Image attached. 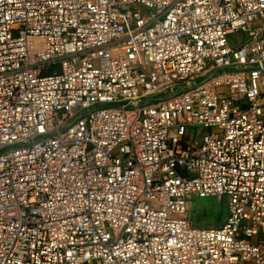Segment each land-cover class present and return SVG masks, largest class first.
I'll return each instance as SVG.
<instances>
[{
  "label": "built area",
  "instance_id": "obj_1",
  "mask_svg": "<svg viewBox=\"0 0 264 264\" xmlns=\"http://www.w3.org/2000/svg\"><path fill=\"white\" fill-rule=\"evenodd\" d=\"M0 264H264V0H0Z\"/></svg>",
  "mask_w": 264,
  "mask_h": 264
},
{
  "label": "rangeland",
  "instance_id": "obj_2",
  "mask_svg": "<svg viewBox=\"0 0 264 264\" xmlns=\"http://www.w3.org/2000/svg\"><path fill=\"white\" fill-rule=\"evenodd\" d=\"M202 131L203 128L198 127ZM190 219L192 224L199 227L214 226L225 216V198L219 196H191L189 199Z\"/></svg>",
  "mask_w": 264,
  "mask_h": 264
},
{
  "label": "crops",
  "instance_id": "obj_3",
  "mask_svg": "<svg viewBox=\"0 0 264 264\" xmlns=\"http://www.w3.org/2000/svg\"><path fill=\"white\" fill-rule=\"evenodd\" d=\"M225 217V216H224ZM224 219V218H223ZM223 219H219L216 223H220L221 221H223Z\"/></svg>",
  "mask_w": 264,
  "mask_h": 264
}]
</instances>
